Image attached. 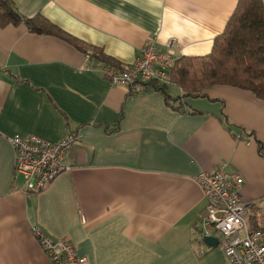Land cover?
<instances>
[{
	"label": "crops",
	"instance_id": "obj_1",
	"mask_svg": "<svg viewBox=\"0 0 264 264\" xmlns=\"http://www.w3.org/2000/svg\"><path fill=\"white\" fill-rule=\"evenodd\" d=\"M11 1L123 65L150 41L166 50L173 40L180 57L209 55L238 2ZM86 55L25 24L0 26V264H52L34 227L71 242L88 264H230L198 239L207 201L196 177L221 165L240 174L241 196L254 201L247 219L264 226V100L230 85L186 96L172 84L185 104L176 110L159 90L111 85L105 62ZM68 130L78 135L73 170L27 192L9 138L56 142Z\"/></svg>",
	"mask_w": 264,
	"mask_h": 264
},
{
	"label": "built area",
	"instance_id": "obj_2",
	"mask_svg": "<svg viewBox=\"0 0 264 264\" xmlns=\"http://www.w3.org/2000/svg\"><path fill=\"white\" fill-rule=\"evenodd\" d=\"M173 42L161 50L150 41L128 68L106 65V79L111 85L124 87L148 80L174 84L171 72L180 55L173 50ZM92 53L87 51L86 57ZM9 139L16 153V172L24 175L27 192H41L58 175L74 168L72 150L78 135L70 130L56 142L35 133L15 134ZM226 167L221 165L196 177L207 201L206 211L195 227L198 239L202 241L205 234L217 236L230 264H264V228H254L247 219V208L254 201L241 196L243 177ZM33 233L52 264H88V257L79 254L68 240L54 239L38 227Z\"/></svg>",
	"mask_w": 264,
	"mask_h": 264
},
{
	"label": "trees",
	"instance_id": "obj_3",
	"mask_svg": "<svg viewBox=\"0 0 264 264\" xmlns=\"http://www.w3.org/2000/svg\"><path fill=\"white\" fill-rule=\"evenodd\" d=\"M21 24H25L32 33L58 37L84 53L91 50L106 65L121 69L130 66L119 63L102 47L90 45L65 32L43 14L25 17L11 0H0V26ZM171 77L186 96H204L205 91L214 85H230L249 90L264 100V0H238L223 33L214 39L211 53L204 57H179ZM168 86L158 80H148L134 83L129 88L130 94L159 90L164 93L169 106L182 110L185 104L180 97L169 93ZM65 117L70 125V119L67 115ZM257 142L259 153L264 156V145L259 139Z\"/></svg>",
	"mask_w": 264,
	"mask_h": 264
},
{
	"label": "water",
	"instance_id": "obj_4",
	"mask_svg": "<svg viewBox=\"0 0 264 264\" xmlns=\"http://www.w3.org/2000/svg\"><path fill=\"white\" fill-rule=\"evenodd\" d=\"M202 243H204L207 246H218L219 238L217 236H214V235L205 234L202 237Z\"/></svg>",
	"mask_w": 264,
	"mask_h": 264
},
{
	"label": "rangeland",
	"instance_id": "obj_5",
	"mask_svg": "<svg viewBox=\"0 0 264 264\" xmlns=\"http://www.w3.org/2000/svg\"><path fill=\"white\" fill-rule=\"evenodd\" d=\"M172 87V86H171Z\"/></svg>",
	"mask_w": 264,
	"mask_h": 264
}]
</instances>
